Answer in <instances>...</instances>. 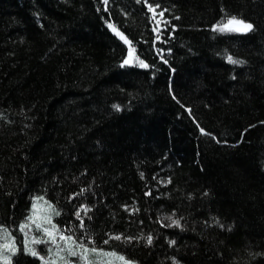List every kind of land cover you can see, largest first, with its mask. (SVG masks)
Segmentation results:
<instances>
[{
	"label": "trees",
	"instance_id": "trees-1",
	"mask_svg": "<svg viewBox=\"0 0 264 264\" xmlns=\"http://www.w3.org/2000/svg\"><path fill=\"white\" fill-rule=\"evenodd\" d=\"M43 200L106 264H264V0H0V264Z\"/></svg>",
	"mask_w": 264,
	"mask_h": 264
},
{
	"label": "rangeland",
	"instance_id": "rangeland-1",
	"mask_svg": "<svg viewBox=\"0 0 264 264\" xmlns=\"http://www.w3.org/2000/svg\"><path fill=\"white\" fill-rule=\"evenodd\" d=\"M153 15L157 18L156 20L159 21V13L155 11ZM30 217H33V220L28 219L27 223L23 225H27V227H23V230H21L22 228L20 229V231L24 235L23 242L26 248L28 244L31 249L36 251V256L42 258L45 262L49 259L51 264H106L103 263L102 259L109 258L105 256V253L107 252L96 249L95 251L90 250L87 247H83L72 238L66 239L68 238L67 235L59 232L54 223L56 212H53L52 208H49V205L44 200L37 201L33 205ZM45 229H47L48 232H51V236L48 235L47 232H45ZM9 235L12 240L5 242L3 241L2 243L0 242V263H9L12 260L11 257L13 255V251L4 246H13V241L15 244L14 239L16 238H14L12 233H10ZM36 241H41V243L46 242V245L44 244L42 249H40L39 247L33 248L35 244H38L36 243ZM53 248H57V252H55L56 255H53V252L55 250ZM72 252H75L76 255H72ZM115 256L120 258L122 257L119 255ZM52 257L54 258L52 259ZM125 261H123L125 264L127 262L130 263L129 261ZM110 264H112V261L110 262Z\"/></svg>",
	"mask_w": 264,
	"mask_h": 264
},
{
	"label": "snow or ice",
	"instance_id": "snow-or-ice-1",
	"mask_svg": "<svg viewBox=\"0 0 264 264\" xmlns=\"http://www.w3.org/2000/svg\"><path fill=\"white\" fill-rule=\"evenodd\" d=\"M104 2H105V4H107L108 0H104ZM149 8H150V10L155 11V9H153L151 5H149ZM160 15H163V13H161ZM108 27L110 29H112L114 32H116L117 35L121 36V38L124 39L126 43H128L127 39L123 36V34L118 32V30L115 28L114 25L109 24ZM252 29H253V25H251L249 23H246V22H244L242 20H238L235 17H232L231 19H229L226 23L222 24V26H218V30L219 31H225V30L251 31ZM228 59H229V62H231V63H234V64L235 63H239V61L234 60L232 57H228ZM128 63H129V60H125L124 61V64H128ZM140 66L141 67H147L148 65H146L143 61H140ZM49 208H52V206L49 205ZM52 210L55 211L54 208H52ZM56 214L59 215V213H56ZM29 219L33 220V217H29ZM49 222H50V218H49ZM173 224L176 225V226H179V221L178 220L173 221ZM23 227H27V225H25ZM23 227H22L21 230H23ZM45 232H47V234L51 236V232H48L47 229H45ZM62 238H64V237H62ZM115 238L116 239H120V237H115ZM66 239H71V238L68 237ZM36 243H41V241H36ZM148 243L149 244L151 243V238L150 237L148 238ZM172 243H174V241ZM4 247L9 248L11 251H13V253L15 252L14 246L5 245ZM26 250L33 256L37 255L36 251L31 249V248H27ZM93 251H95V249H93ZM72 255H76V253L72 252ZM5 259H7V258H5ZM121 259H123V258L121 257Z\"/></svg>",
	"mask_w": 264,
	"mask_h": 264
}]
</instances>
